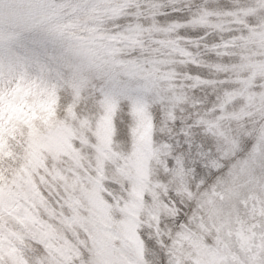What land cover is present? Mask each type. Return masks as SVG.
Masks as SVG:
<instances>
[{
  "label": "snow or ice",
  "instance_id": "1",
  "mask_svg": "<svg viewBox=\"0 0 264 264\" xmlns=\"http://www.w3.org/2000/svg\"><path fill=\"white\" fill-rule=\"evenodd\" d=\"M0 264H264V0H0Z\"/></svg>",
  "mask_w": 264,
  "mask_h": 264
}]
</instances>
